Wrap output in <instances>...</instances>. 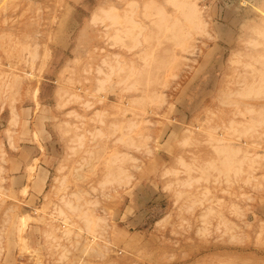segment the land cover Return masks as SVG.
I'll use <instances>...</instances> for the list:
<instances>
[{
    "label": "rangeland",
    "instance_id": "rangeland-1",
    "mask_svg": "<svg viewBox=\"0 0 264 264\" xmlns=\"http://www.w3.org/2000/svg\"><path fill=\"white\" fill-rule=\"evenodd\" d=\"M0 264H264V0H0Z\"/></svg>",
    "mask_w": 264,
    "mask_h": 264
},
{
    "label": "crops",
    "instance_id": "crops-1",
    "mask_svg": "<svg viewBox=\"0 0 264 264\" xmlns=\"http://www.w3.org/2000/svg\"><path fill=\"white\" fill-rule=\"evenodd\" d=\"M17 179H22V180L25 179V181H26L27 179H29V178H28V174H27V175H23V176H19V177H17V178H16V181H19V180H17Z\"/></svg>",
    "mask_w": 264,
    "mask_h": 264
},
{
    "label": "bare ground",
    "instance_id": "bare-ground-1",
    "mask_svg": "<svg viewBox=\"0 0 264 264\" xmlns=\"http://www.w3.org/2000/svg\"><path fill=\"white\" fill-rule=\"evenodd\" d=\"M107 14V13H106ZM250 111V110H249ZM222 137V136H221Z\"/></svg>",
    "mask_w": 264,
    "mask_h": 264
}]
</instances>
